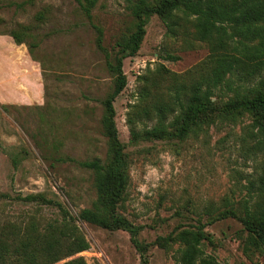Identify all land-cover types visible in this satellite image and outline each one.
Listing matches in <instances>:
<instances>
[{
	"label": "rangeland",
	"instance_id": "1",
	"mask_svg": "<svg viewBox=\"0 0 264 264\" xmlns=\"http://www.w3.org/2000/svg\"><path fill=\"white\" fill-rule=\"evenodd\" d=\"M0 5V194L11 198L0 204V212L17 216L37 210L12 198L42 193L77 217L96 199L93 175L60 159L109 157L102 104L113 91L115 76L107 53L112 61L118 42L135 30L130 3L98 0L91 19L80 0H0ZM97 28L103 31L104 50L97 44ZM175 30L156 15L149 19L138 54L124 61L128 84L115 101L129 163L119 212L143 226L140 239L146 243L208 223L220 210L242 211L246 201L252 202L251 185L264 156L250 137L247 118L238 123L214 120L166 140L144 135L157 123L155 107L186 98L212 67L210 47L191 24ZM10 31L19 32L25 43L17 45ZM218 97L213 101L222 107L232 94ZM180 115L175 108L167 123ZM183 125L179 121L173 130ZM41 211L56 216L55 209ZM78 225L91 246L80 254L88 264H140L128 232L81 220ZM205 231L215 245L205 241L203 250L219 264H264V250L244 254L246 234L237 220L208 224ZM180 246H153L150 264H178Z\"/></svg>",
	"mask_w": 264,
	"mask_h": 264
},
{
	"label": "trees",
	"instance_id": "2",
	"mask_svg": "<svg viewBox=\"0 0 264 264\" xmlns=\"http://www.w3.org/2000/svg\"><path fill=\"white\" fill-rule=\"evenodd\" d=\"M97 1L80 0L90 19ZM128 1L135 19V30L127 39L118 42L112 61L107 53L108 65L115 76L113 91L102 104L101 127L108 139L109 157L106 161L100 158L85 161L60 159L92 173L96 199L75 217L62 202L42 193L19 194L12 198L17 205L37 210L17 216L0 212V264H88L80 254L90 250L91 246L78 220L104 229L128 232L140 256V264H150L149 252L153 246L167 248L174 243L181 245L175 252L178 264H219L203 250L205 241L215 245L205 228L226 219L242 224L246 234L243 243L246 256L252 255L254 250H264V156L257 179L251 185L254 189L252 202L246 201L241 213L230 207L211 216L208 223L199 222L192 226L193 229L179 231L177 236L170 234L159 236L153 243L143 242L140 239L143 226L135 225L119 212L128 185L129 163L117 128L115 109L116 99L128 84L124 61L138 54L149 19L158 16L174 33L175 27L191 24L197 38L210 47L212 67L192 85L186 98L177 97L170 106L157 105V123L144 135L166 140L214 120L238 123L247 118L250 120V137L256 140L257 150L264 153V0ZM97 29V44L104 50L103 31ZM9 35L17 45L25 43L19 32L10 31ZM33 47L29 49L31 54ZM222 93H230L232 98L222 107H216L213 99H218V94ZM175 108H179L181 115L169 124L168 113H174ZM179 121L183 127L173 130ZM10 199L8 194H0V204ZM41 208L55 209L56 216L46 217L40 212Z\"/></svg>",
	"mask_w": 264,
	"mask_h": 264
}]
</instances>
